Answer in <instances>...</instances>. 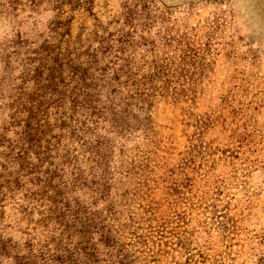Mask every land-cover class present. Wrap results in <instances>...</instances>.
<instances>
[{
	"label": "rangeland",
	"instance_id": "374dc122",
	"mask_svg": "<svg viewBox=\"0 0 264 264\" xmlns=\"http://www.w3.org/2000/svg\"><path fill=\"white\" fill-rule=\"evenodd\" d=\"M75 1L0 0V171L25 128L26 112L11 116L26 58L82 38L109 77L130 70L152 91L127 98L116 87L130 127L110 199L94 204L86 186L74 194L103 212L132 264H264V0ZM62 23L70 35L59 38ZM79 164L92 179L87 156ZM4 211L0 234L23 249L27 219L14 203Z\"/></svg>",
	"mask_w": 264,
	"mask_h": 264
},
{
	"label": "trees",
	"instance_id": "16d2710c",
	"mask_svg": "<svg viewBox=\"0 0 264 264\" xmlns=\"http://www.w3.org/2000/svg\"><path fill=\"white\" fill-rule=\"evenodd\" d=\"M81 1L76 0V6H82ZM65 25H57L64 29L57 37L70 35ZM70 38L64 47L41 46L34 52L38 56L26 58L22 84L14 100L18 110L11 116L15 119L18 112H26L25 128L19 143L9 144L12 149L5 154L8 159L0 171V223L4 209L10 203L16 204L27 219L23 232L26 238L20 249L0 234V258L12 257L13 264H132L125 242L113 233L106 217L100 215L103 212L91 210L74 193L86 186L93 190L94 204L110 199L113 179L120 173L115 152H121V142L130 127L129 103L121 97L119 104L113 101L116 87H121L127 98L130 91L132 97L146 93L145 89L150 92L152 87L143 83L140 88L137 74H130V70L123 74L116 71L118 74L109 77L107 65L100 63L97 53L88 48L82 51V38ZM161 70V66L155 67L156 73L148 76L154 78ZM124 102L126 106L121 107ZM50 109H54L53 123L49 120ZM144 119L147 126L150 117ZM107 123L111 128L106 127ZM100 127H106L109 136L98 133ZM56 128L65 133H54ZM63 137L69 140L64 155L58 152ZM15 148L18 152L14 155ZM86 156L91 162L90 180L79 164ZM62 157L65 160L61 164L51 160ZM17 194L19 201H15ZM107 211L111 212L109 205ZM37 231L44 238L38 237Z\"/></svg>",
	"mask_w": 264,
	"mask_h": 264
}]
</instances>
